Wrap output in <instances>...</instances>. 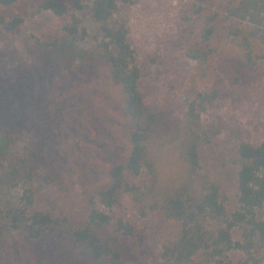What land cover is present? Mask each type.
I'll return each mask as SVG.
<instances>
[{"label":"rangeland","instance_id":"1","mask_svg":"<svg viewBox=\"0 0 264 264\" xmlns=\"http://www.w3.org/2000/svg\"><path fill=\"white\" fill-rule=\"evenodd\" d=\"M187 1L136 0L120 16L141 71L139 89L152 111L163 112L169 122L181 120L187 100L217 83L220 96L201 114V124H221L222 130L199 147V173L219 186L230 214L237 208L233 152L241 142L258 145L264 140V46L255 48L256 66L243 79L234 80L241 67L236 52L220 42H215L218 52L202 69L185 55L194 40L182 20ZM24 11L29 15L15 34L4 35L0 29V148L7 138V155L26 156L39 173L56 177L57 184L34 185L37 209L78 219L85 192L105 181V168L125 150L117 87L94 55L96 25L85 12L76 16L79 27L87 31L84 40L43 52L37 51V42L61 37L65 22L50 12ZM159 157V184L176 185L180 170L175 153L167 147ZM147 180L144 174L134 182ZM21 193V186L7 189L0 184V206L17 204ZM109 214L139 234L137 255L121 264H162V246L175 238L176 223L128 194ZM240 235L233 231V241ZM242 256L236 251L226 255L232 264ZM259 258L264 264V252ZM0 264L69 263L48 240L30 241L15 233L0 246Z\"/></svg>","mask_w":264,"mask_h":264},{"label":"trees","instance_id":"2","mask_svg":"<svg viewBox=\"0 0 264 264\" xmlns=\"http://www.w3.org/2000/svg\"><path fill=\"white\" fill-rule=\"evenodd\" d=\"M0 0V29L15 34L29 15L50 12L61 19V37L37 42V51L62 50L69 41L84 40L77 14L85 12L96 25L94 55L115 82L123 118L125 150L104 170L105 181L85 192L83 214L73 219L65 214L35 207L34 185L50 186L58 181L51 173L41 174L26 156L7 155L0 148V184L7 189L22 187L17 204L0 206V246L15 233L30 241L48 240L69 264H121L137 255L139 234L109 211L131 195L137 203L177 224V234L161 249L162 264H232L226 255L239 252L238 264H259L264 252V140L258 145L239 143L232 155L236 167L237 208L228 214L220 188L200 175L199 147L221 133V124L206 128L201 114L219 96L217 83L208 91L187 100L184 118L170 121L163 112L152 111L139 89L141 71L129 42L122 10L136 0ZM182 20L194 40L185 55L202 69L217 54L215 42L233 49L241 67L234 80L247 77L256 66L254 50L264 46V0H188ZM257 59V57H256ZM219 74L217 75L218 79ZM175 153L180 174L174 184H159V153ZM4 150V151H3ZM147 175L149 180L134 181ZM198 181V182H197ZM199 184V190L196 188ZM159 184V186H158ZM241 232L233 241L232 232Z\"/></svg>","mask_w":264,"mask_h":264}]
</instances>
